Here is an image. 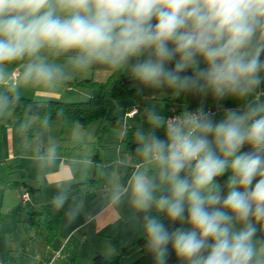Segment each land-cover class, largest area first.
<instances>
[{"label":"clouds","instance_id":"1","mask_svg":"<svg viewBox=\"0 0 264 264\" xmlns=\"http://www.w3.org/2000/svg\"><path fill=\"white\" fill-rule=\"evenodd\" d=\"M94 71L122 74L138 113L119 106L116 153L100 163L63 156L52 135L66 118L53 101ZM189 96L195 110L164 114ZM0 123L65 228L127 209L155 264L169 245L179 264H264V0H0ZM89 135L75 122L69 139ZM90 169L103 180L94 212Z\"/></svg>","mask_w":264,"mask_h":264},{"label":"rangeland","instance_id":"2","mask_svg":"<svg viewBox=\"0 0 264 264\" xmlns=\"http://www.w3.org/2000/svg\"><path fill=\"white\" fill-rule=\"evenodd\" d=\"M105 72H92L81 77H78L65 91L63 97H58L54 101L61 102H85L91 97L99 94L98 89H93L85 86L78 85V82L83 80H90L93 82L104 83L108 77L107 75L104 80L99 79L104 75ZM102 78V77H101ZM98 79V80H97ZM102 80V81H101ZM111 87H106L103 91L105 98L108 102L107 117L113 118L119 116V106L124 105L128 100L118 101L110 96ZM187 99L175 100L174 106L182 102H187ZM130 102H137L134 98H130ZM170 99H165L163 103L165 106L169 103ZM190 100L193 106L196 108L199 104V99L190 96ZM208 108L212 111H216V119L219 120L222 117V111H217V108L211 99L208 98L206 101ZM223 103L224 107H239V104L235 100H226ZM133 107V106H132ZM131 107V108H132ZM178 108V107H177ZM166 109V107H165ZM2 129H0V227H1V238L0 242L6 246L5 250H13L9 253V261H2L3 264H91L90 255L94 254L95 248H98V253L103 254L106 258L111 257L108 254V248L113 246L108 243H96L90 238L86 241H82L80 233L74 234L69 240L64 241L65 234L62 236H57L51 244L46 238V231L44 228L41 230L32 228L24 222L25 212L23 209L29 211L31 209L30 203L22 202L20 189L10 188V181L13 180H24L30 184L31 187L36 188L34 183V171L30 165V162L26 159L17 158V149L15 147L14 136L12 127L9 124L0 123ZM99 121H93L87 126L85 130L90 133L86 143L78 147H74L69 139V132L71 127L62 128V124L58 123L53 126L52 135L57 139L61 145L62 155L65 157L78 154L83 156H91L93 163V156L99 157V162H106L110 156H114L117 149V141L115 138V128L109 130V132H104L100 129ZM9 145L12 149H9ZM12 152V158H9L10 151ZM94 169H90L87 174V183L91 180ZM80 175V173H77ZM95 177L97 180L102 178L96 173ZM218 182V180H217ZM100 185V187L102 186ZM38 188V187H37ZM15 190V192H14ZM13 191V192H12ZM224 194L226 195V189ZM17 195V196H16ZM19 195V200H18ZM52 191L43 190L44 200L50 199ZM33 196V194H31ZM30 200V193H29ZM28 200V201H29ZM125 220L126 230L134 232V235L141 232V225L130 219V214H126ZM62 221V223H61ZM61 230H64V220L61 215L60 218ZM59 223V224H60ZM135 225H138L139 229L135 230ZM135 230V231H134ZM64 232V231H63ZM33 240L31 241V236ZM137 235V236H138ZM131 239H128V255L120 260V264H128L134 261L138 256V247L131 245ZM57 243V244H56ZM56 248V249H54ZM47 250V251H46ZM101 252V253H100ZM119 251H117L118 253ZM58 253V254H57ZM26 254V257L23 256Z\"/></svg>","mask_w":264,"mask_h":264},{"label":"trees","instance_id":"3","mask_svg":"<svg viewBox=\"0 0 264 264\" xmlns=\"http://www.w3.org/2000/svg\"><path fill=\"white\" fill-rule=\"evenodd\" d=\"M128 84V80L119 73L110 74V76L104 83L93 82L90 80H83L78 82V85L80 86L98 89L99 94L91 97L85 102L53 101L54 105L62 106L65 109L66 118L61 123L62 128L71 127L75 122H81L85 127L93 121H99L100 126L98 130L100 131L101 129L104 132H109L110 129L114 128L118 116L113 118L107 117L108 102L105 98V95L103 94V91L106 89V87H111V98L118 101L128 100L129 102H125L123 106L130 109L133 104L129 99L133 98V91L129 90ZM1 128L2 127L0 126V129ZM129 147L131 148L133 147V145L130 144ZM248 150H250L248 146H245V148L242 149V151ZM93 158H97V156L94 155ZM229 175H231L230 171L226 172L222 177L217 178L218 183H220L222 187L226 183ZM9 186H23L26 190L24 192L28 194H33L36 191L34 188L26 185V183L24 182H14ZM60 218L61 212H56L50 205H46L41 207L37 211L26 213L24 222L30 227H35L36 229L44 228L46 231V238L51 244V242L54 241V239L58 236ZM165 223L167 224L168 221L165 220ZM185 227L188 226L185 225ZM142 231L143 229L141 227V232L133 243L138 247L139 256L134 261L128 264H155L153 256L144 248L145 241L143 239ZM128 248L129 245L121 246L119 248V252L109 258H106L102 254L96 253L92 257L91 264H120V260L127 254ZM169 251L170 255L167 264H179L174 251L171 250V245H169ZM7 260H10L9 257L7 258Z\"/></svg>","mask_w":264,"mask_h":264},{"label":"crops","instance_id":"4","mask_svg":"<svg viewBox=\"0 0 264 264\" xmlns=\"http://www.w3.org/2000/svg\"><path fill=\"white\" fill-rule=\"evenodd\" d=\"M107 75H109V74L108 73H104V75L101 76L102 78L100 77L99 79L104 80ZM174 101L173 100H169V103L166 105V109H165V112H164L165 115L167 114L168 108L170 106L176 104V103H174ZM135 103H136L135 101L132 102L133 106H134ZM184 103H187L191 110H195L196 109L193 106V104H192V102L190 100V96L188 97L187 102H182L181 104H177L176 106L181 110L180 106L182 104H184ZM199 103H200V101H199ZM198 106H199V104H198ZM205 107L206 108H211L212 106L211 105L208 106V104L206 103ZM134 108H136V107H132V108H130V110L134 109ZM137 116H138V113H136L132 118H129V120H132V119L136 118ZM9 149H12L11 145H9ZM12 152L13 151L11 150L10 153H9V158H12ZM97 162H99V157L94 159V163H97ZM79 176L80 175L77 174V178L78 179H79ZM57 178H58V175H53V176L49 177V182L50 183L54 182ZM14 182L15 183L16 182H24V183H26V185L31 187V185L27 184L28 182H26L24 180H15V181L11 180L9 184L14 183ZM88 182H89L88 184L91 185V187L88 189L87 208H88L89 211H93L94 212V211H96L98 209V201H97V199L95 197V193L92 191V189H97L98 190L100 188V185L102 184V181L101 180H97L96 177H95V169H94V173L92 175L91 180L88 181ZM12 187H13V189L16 187L15 190L16 189H20L19 190V194L23 193L24 191H26L23 186H21V187L10 186V188H12ZM34 189L36 191L33 193V196H31V194H30V200L26 202V203H30V201H31V204H30L31 209L29 211H26L25 209H23V213L25 212V215H26V213H31L33 211H37L43 206L50 205L49 204V199L48 200H44L45 197L43 196V190H41L40 188H37V187L34 188ZM15 190H14V192H15ZM18 200H19V195H18ZM126 214H130V213H129V211L127 209H124L123 212H122V215H123L124 219H119V217L117 216V213L113 210L109 214V216L107 217L106 220H98L97 222H92V223H87V224H85V222H84V217H81L76 222V224H74L72 226L71 229H68V228L64 227L65 228L64 230H61V223H62V221H61V223L59 224L58 236L59 235L62 236V235L65 234L64 241H66V240L71 239L74 234L80 233V235L82 237L81 239H82L83 242H86L90 238L92 241H96V243H98V244H100L102 242L103 243H108L110 245H113L111 247L116 249V254H117V251H119V248L121 246L129 245L128 244V239H131L129 241H131V245H132L134 243V241L136 240V238L138 237L137 236L138 233L136 235H134V232L130 233L129 231L126 230V224H127L126 223L127 221L125 220ZM61 215L63 217L62 213H61ZM135 227H136L135 230L139 229L138 225H135ZM32 228L33 227H31L30 232L32 231ZM1 230L2 229L0 227V238H1V235H2ZM39 230H41V228ZM33 237L34 236L32 235L31 236V238H32L31 241L33 240ZM5 247L6 246H4L0 242V264H3L2 261L3 262L7 261V258L9 256L8 254L13 251V250H5L6 249ZM54 249H56V248H54ZM94 251L95 252H93V253L96 254L100 250H98V248H95ZM94 254L91 253L90 261L92 260V257H93ZM127 255H128V252L122 258L127 257ZM23 256L26 257V254H23ZM111 256H113V255H111Z\"/></svg>","mask_w":264,"mask_h":264},{"label":"built area","instance_id":"5","mask_svg":"<svg viewBox=\"0 0 264 264\" xmlns=\"http://www.w3.org/2000/svg\"><path fill=\"white\" fill-rule=\"evenodd\" d=\"M180 111L179 108L175 107L174 105L170 106L168 108V111H167V114L166 116H172V115H175L177 114L178 112ZM212 111V110H211ZM216 113V111H213ZM137 113V109L134 108V109H131L129 112H128V116L129 118H132L135 114ZM21 200L22 202H27L29 200V194L26 193V192H23L21 193ZM58 254V253H57Z\"/></svg>","mask_w":264,"mask_h":264}]
</instances>
